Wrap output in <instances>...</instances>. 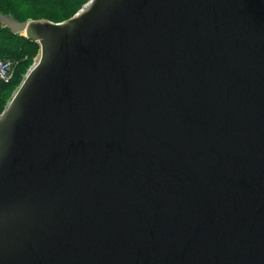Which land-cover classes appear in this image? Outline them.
<instances>
[{"label":"water","instance_id":"obj_1","mask_svg":"<svg viewBox=\"0 0 264 264\" xmlns=\"http://www.w3.org/2000/svg\"><path fill=\"white\" fill-rule=\"evenodd\" d=\"M0 24L40 47L0 114V264H264V0Z\"/></svg>","mask_w":264,"mask_h":264},{"label":"trees","instance_id":"obj_2","mask_svg":"<svg viewBox=\"0 0 264 264\" xmlns=\"http://www.w3.org/2000/svg\"><path fill=\"white\" fill-rule=\"evenodd\" d=\"M89 0H0V13L10 14L22 22L45 19L61 22L72 17ZM39 44L12 33L0 24V60L8 61L13 68L9 82L0 81V112L6 101L20 84L22 75L38 53Z\"/></svg>","mask_w":264,"mask_h":264},{"label":"built area","instance_id":"obj_3","mask_svg":"<svg viewBox=\"0 0 264 264\" xmlns=\"http://www.w3.org/2000/svg\"><path fill=\"white\" fill-rule=\"evenodd\" d=\"M38 61L34 62L33 65L27 70L24 77L32 70V68L37 64ZM12 65L8 61L0 60V81L9 82L12 77Z\"/></svg>","mask_w":264,"mask_h":264},{"label":"rangeland","instance_id":"obj_4","mask_svg":"<svg viewBox=\"0 0 264 264\" xmlns=\"http://www.w3.org/2000/svg\"><path fill=\"white\" fill-rule=\"evenodd\" d=\"M83 6H84V5H83ZM37 20H38V19H37ZM39 56H40V51H38V53L32 58V62L30 63V65H29L28 68L26 69L25 73L22 75V78H21L20 84H21V82L23 81V79H24V75L26 74L27 70L33 65L34 62H36V61L39 60ZM12 70H13V68H12ZM11 78H12V77H11ZM10 80H11V79H10ZM20 84H19V85H20ZM19 85L17 86V88L19 87ZM17 88L13 91L11 97L6 101L4 107L7 106L8 102H9V101L11 100V98L13 97V95H14L15 91L17 90ZM4 109H5V108H4ZM4 109H3V110H4ZM3 110H2V111H3ZM2 111H1V112H2ZM1 112H0V114H1Z\"/></svg>","mask_w":264,"mask_h":264},{"label":"bare ground","instance_id":"obj_5","mask_svg":"<svg viewBox=\"0 0 264 264\" xmlns=\"http://www.w3.org/2000/svg\"><path fill=\"white\" fill-rule=\"evenodd\" d=\"M23 34H25V33H23Z\"/></svg>","mask_w":264,"mask_h":264}]
</instances>
